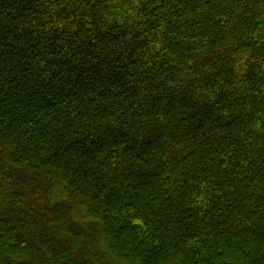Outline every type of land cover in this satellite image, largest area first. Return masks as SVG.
<instances>
[{"label": "trees", "instance_id": "16d2710c", "mask_svg": "<svg viewBox=\"0 0 264 264\" xmlns=\"http://www.w3.org/2000/svg\"><path fill=\"white\" fill-rule=\"evenodd\" d=\"M0 264H264V0H0Z\"/></svg>", "mask_w": 264, "mask_h": 264}]
</instances>
